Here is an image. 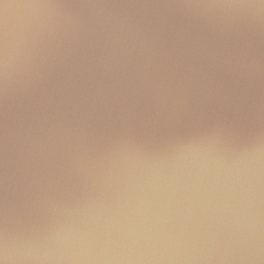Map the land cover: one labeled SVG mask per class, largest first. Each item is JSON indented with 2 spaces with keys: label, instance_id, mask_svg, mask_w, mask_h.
Listing matches in <instances>:
<instances>
[{
  "label": "water",
  "instance_id": "water-1",
  "mask_svg": "<svg viewBox=\"0 0 264 264\" xmlns=\"http://www.w3.org/2000/svg\"><path fill=\"white\" fill-rule=\"evenodd\" d=\"M3 264H264V0H0Z\"/></svg>",
  "mask_w": 264,
  "mask_h": 264
},
{
  "label": "clouds",
  "instance_id": "clouds-1",
  "mask_svg": "<svg viewBox=\"0 0 264 264\" xmlns=\"http://www.w3.org/2000/svg\"><path fill=\"white\" fill-rule=\"evenodd\" d=\"M0 264H3V261L2 260H0Z\"/></svg>",
  "mask_w": 264,
  "mask_h": 264
}]
</instances>
